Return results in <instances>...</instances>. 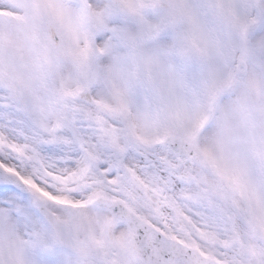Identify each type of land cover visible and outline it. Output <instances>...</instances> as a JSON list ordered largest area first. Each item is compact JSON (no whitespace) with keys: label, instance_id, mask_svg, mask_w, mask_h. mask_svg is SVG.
Wrapping results in <instances>:
<instances>
[{"label":"snow or ice","instance_id":"6c2138e0","mask_svg":"<svg viewBox=\"0 0 264 264\" xmlns=\"http://www.w3.org/2000/svg\"><path fill=\"white\" fill-rule=\"evenodd\" d=\"M0 264H264V0H0Z\"/></svg>","mask_w":264,"mask_h":264}]
</instances>
